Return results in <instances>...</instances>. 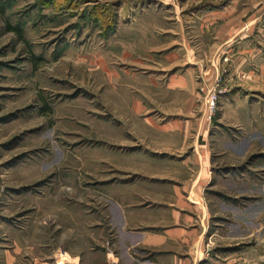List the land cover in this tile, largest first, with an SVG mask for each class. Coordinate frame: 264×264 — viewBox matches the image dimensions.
Segmentation results:
<instances>
[{
  "label": "rangeland",
  "instance_id": "374dc122",
  "mask_svg": "<svg viewBox=\"0 0 264 264\" xmlns=\"http://www.w3.org/2000/svg\"><path fill=\"white\" fill-rule=\"evenodd\" d=\"M163 189L264 264V0H0V264L96 263Z\"/></svg>",
  "mask_w": 264,
  "mask_h": 264
},
{
  "label": "crops",
  "instance_id": "0c3cea01",
  "mask_svg": "<svg viewBox=\"0 0 264 264\" xmlns=\"http://www.w3.org/2000/svg\"><path fill=\"white\" fill-rule=\"evenodd\" d=\"M151 197L146 206L117 205L120 218L111 232L113 244H107L101 260L91 264H212L205 212L199 210L202 215L196 222L189 197L184 199L174 189L158 190Z\"/></svg>",
  "mask_w": 264,
  "mask_h": 264
},
{
  "label": "built area",
  "instance_id": "2783aa9c",
  "mask_svg": "<svg viewBox=\"0 0 264 264\" xmlns=\"http://www.w3.org/2000/svg\"><path fill=\"white\" fill-rule=\"evenodd\" d=\"M110 252H112V251H110Z\"/></svg>",
  "mask_w": 264,
  "mask_h": 264
}]
</instances>
